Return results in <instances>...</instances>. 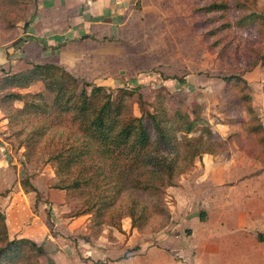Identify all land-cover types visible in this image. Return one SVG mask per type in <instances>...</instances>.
<instances>
[{"label": "rangeland", "instance_id": "obj_1", "mask_svg": "<svg viewBox=\"0 0 264 264\" xmlns=\"http://www.w3.org/2000/svg\"><path fill=\"white\" fill-rule=\"evenodd\" d=\"M23 1L28 29H23L24 22L13 28L0 19V78L5 72L21 73L30 64L54 63L115 97L122 99L119 90L132 91L123 100L135 117L142 111L139 95L151 109L165 87L184 112L192 113L197 105L204 114L207 122L200 120L189 138H206L211 130L223 150L196 159L166 189V216L151 211L146 227L132 228L125 213L133 200L126 194L113 209L114 217L101 218L102 227H95L96 212L86 211L87 192L57 188L70 179L59 178L57 165L49 161L61 147L59 137L51 133L38 139V146L27 153L33 124L25 120L11 126L0 108V212L10 238H31L42 245L40 264H264V242L259 241L264 234V165L245 151L251 144L245 141L248 121L264 126V0H226L229 28L215 31L216 38L207 41L203 34L215 25L207 27V18L193 13L201 0H139L141 9H124L117 34L110 27L85 33L82 17L80 31L66 36L58 33L65 21L40 17L36 0ZM15 8L12 15L18 12ZM48 19L56 32L47 26ZM86 34L93 37L80 43ZM67 35L73 38L69 45L74 55L60 45ZM15 36L19 41L10 43ZM52 45L55 50L49 49ZM231 75L242 76L251 86L249 115L241 113L246 109L240 107L236 90L225 89L222 79ZM18 92L53 99L42 83ZM23 106L15 103L16 108ZM169 116L177 126L173 114ZM241 116L244 125L237 123ZM24 181L39 191V199L23 187ZM137 198L139 208L148 205V199Z\"/></svg>", "mask_w": 264, "mask_h": 264}, {"label": "trees", "instance_id": "obj_2", "mask_svg": "<svg viewBox=\"0 0 264 264\" xmlns=\"http://www.w3.org/2000/svg\"><path fill=\"white\" fill-rule=\"evenodd\" d=\"M201 3L194 7L193 13L204 15L207 27L215 25L214 29L203 34L206 41L215 39V31L223 32L229 28V4L226 0H201ZM13 7L18 12H12V15L10 10ZM26 7L23 0H0L1 22L6 21L13 28L24 22L23 29H28L30 22L29 19L26 21ZM209 52L214 51L209 48ZM4 74L0 78V93H4L0 97L1 110L11 126L25 120L33 124L28 135L27 153L49 134L59 137L61 147L49 161L57 165L59 178L70 179L57 188L71 194L87 192L86 211L96 212L93 217L95 227H102L104 222L101 218L114 217L113 209L126 194L129 200H133L125 213V217L132 221V228L142 230L146 227L151 211L166 216V189L175 185L182 172L193 168L196 159L223 150L222 144L215 142L211 130H207L206 138L200 137L196 141L189 138L199 127L200 120L207 122L204 114L201 115L197 105L192 113L184 112L181 101L165 87L157 94L151 109L145 107L142 95H139L142 111L139 117H135L123 100L131 97L132 91L119 90L123 94L122 99L115 97L108 89L81 81L67 69L53 63L30 64L21 73ZM222 80L227 92L236 90L240 107L246 109L241 113L247 111L249 115L253 100L248 82L237 75L223 77ZM37 83H42L45 91L52 94V101H48L44 94L23 95L18 92ZM102 92L101 101H96ZM16 102H23V108H16ZM172 114L177 126L170 119ZM242 117L237 123L244 125ZM61 130H64L63 134L57 136ZM246 130L245 141H251L245 148L246 153L264 165V126L248 121ZM22 185L29 192H35L37 199L40 198L39 191L28 181ZM137 194L148 199V205L139 208L136 204L138 198L133 199ZM201 220L205 221L204 213ZM87 233L89 238L93 237L92 228ZM259 240L264 242V234L259 235ZM44 255L43 246L32 239H11L6 217L0 212V264H40Z\"/></svg>", "mask_w": 264, "mask_h": 264}, {"label": "crops", "instance_id": "obj_3", "mask_svg": "<svg viewBox=\"0 0 264 264\" xmlns=\"http://www.w3.org/2000/svg\"><path fill=\"white\" fill-rule=\"evenodd\" d=\"M121 1L122 2L125 1L126 3H122ZM116 2H119V5L121 6L116 5ZM130 2L131 0H36V5L34 8L35 10L37 9L40 11L41 13L40 17H45V18L47 16L59 17L63 21H65V23H61V31L58 32L60 35L63 34L66 36L67 32L74 33V32L80 31L79 23L82 17L86 19L85 20L86 26L84 30L85 33L86 32L93 33V32L98 31L99 29L106 31V29L110 27V31L117 34L116 31L119 30L118 28L119 20H120L121 15L124 14V9L125 8L131 9V6H132V10H134L133 8L141 9L139 5V0H133L132 3ZM40 17H37V19H40ZM106 17H107V20L104 19ZM66 22L67 23L69 22L67 27H65ZM47 24H48L47 26L51 27V30L53 32H56L55 25L52 20L48 19ZM85 36H88V35L86 34V35L81 36L82 38H80V41L82 42L80 43H83L86 40H88V38L83 39V37ZM17 38L18 36L16 37L15 40H12L10 43H13L16 40H18ZM71 40H73L72 36L69 37L67 35L66 39L62 40L60 45H62L64 48L68 47L69 48L68 50L73 52V55H74L75 51H73L72 46H71L73 44L69 45ZM54 48L56 47L53 45L49 46V49L54 50ZM5 57L11 58L9 53H6ZM5 57L3 56V59L1 60H6Z\"/></svg>", "mask_w": 264, "mask_h": 264}]
</instances>
